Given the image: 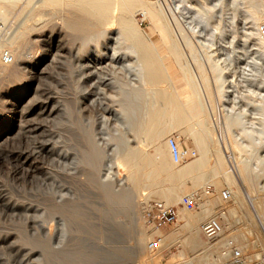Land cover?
<instances>
[{"label":"rangeland","instance_id":"rangeland-1","mask_svg":"<svg viewBox=\"0 0 264 264\" xmlns=\"http://www.w3.org/2000/svg\"><path fill=\"white\" fill-rule=\"evenodd\" d=\"M160 1L180 32V35L174 33L176 39H182L180 50L186 57L190 56L188 61L199 75L201 97L209 119L206 126L212 128L214 140L224 154L230 156L233 144L243 148L241 156L253 173V194L250 195L233 166L224 163L223 170L234 169V183H229L223 174L212 176L209 170L217 155L212 146L209 164L202 169L206 171L203 186H194V181L187 177L182 195L198 188L209 189V197L219 203L222 190L229 187L240 190L246 200L244 203L231 200L229 209L234 208L236 214L232 216L229 211L225 232L216 240L230 238L239 247L233 235L244 223L254 222L264 241L263 223L256 218L257 205L261 204L264 209V56L258 52L262 37L258 28L252 29L250 18L254 7L264 6V0ZM69 6L66 0L0 3V13L5 12L4 17L0 15V30L6 34L2 39L5 46L15 53L45 54L52 59L44 64V70L31 75L27 69L16 77L0 75V264H155L151 260L156 256L160 260L156 264H188L199 252L183 242L182 221L178 219L160 229L170 236L169 241L151 249L149 244L161 238L154 234V238H147L144 251L137 256V222L140 219V223L150 229L144 213L153 202L162 200L151 193V188H142L137 195L131 192L128 173L132 168L116 163L114 151L116 154L126 138L131 145L151 153L149 155L153 147L145 138L142 141L130 132L126 119L115 120L113 114L105 111L107 106L120 110L124 104L121 92L130 89L128 84L134 81L113 63L108 66L102 63L93 69L84 66L88 54L95 53V42H89L86 52L83 49L93 32L91 27L84 31L67 27L68 19L81 15L79 10ZM138 7L132 10L133 23L145 41L155 43L174 79L172 87L166 83L160 86L190 94L192 89L179 79L180 68L168 50L169 38L159 34ZM36 18L42 23L31 25ZM109 25V34L103 43L117 45L110 37L115 36L118 25L115 21ZM7 38L12 44L8 45L10 39ZM190 47L201 63L203 74L190 55ZM100 48L105 51L103 46ZM120 51L128 58L133 57L125 49L120 48ZM28 62L23 61V64ZM214 67L219 71L220 83ZM219 85L223 87L222 92ZM150 98H146L147 102ZM46 102H49L47 106ZM232 120L239 124L229 127ZM5 130L9 132L6 137ZM166 131V136L176 138L183 149L197 150L194 136L177 128H166ZM138 166L140 173L146 174H140L144 179L150 166L143 162ZM179 168L176 166L174 170ZM126 198L128 201L124 202ZM137 202L139 208L135 209ZM169 205L177 214L186 210L180 202ZM199 210L185 212L196 214ZM204 221L206 219L201 223ZM177 229L178 234L174 233ZM200 232L201 239L208 242ZM261 248L250 246L246 250L255 260L260 254L264 255ZM179 253L183 254L182 258Z\"/></svg>","mask_w":264,"mask_h":264},{"label":"bare ground","instance_id":"bare-ground-1","mask_svg":"<svg viewBox=\"0 0 264 264\" xmlns=\"http://www.w3.org/2000/svg\"><path fill=\"white\" fill-rule=\"evenodd\" d=\"M17 1L19 0H0V3L4 5H11ZM44 2L55 3L56 0H44ZM66 2L68 3V5L73 6V8L81 12V15L68 19L66 23L67 27L76 31H84L92 28L93 34L89 36V39L83 46V49L86 52L88 49V44L91 41L95 42L96 49L94 54H88V58L85 61L84 66H89L93 69V67L98 66L102 63L106 64L107 66L113 63L114 65L116 64L119 69L127 72L128 76H130V80H132L131 82H137L136 84L134 82L128 84L129 87H131L130 89L126 88L123 89V91L120 89L122 91L121 95L124 98V104L122 107H120L119 111L114 108H110L109 106L105 108V111H108L109 114H113L115 120L120 121L126 119V122L131 129L130 132H133L137 139L145 138V140L149 142V145L151 144L153 147V153L152 155H149L151 153L148 154L144 151V149H142V147L138 145H131L129 140L126 138V140L124 139L122 141L118 150H116V154L114 151V155H116L114 156L116 163H120V165L123 164L122 166H126L130 169L132 168V170H129L130 173H128V180L131 182V192L136 194L142 188H151L152 194L157 195L162 200V202L169 205L171 203L181 202L183 196L187 194H192L196 191H200L202 197V201L199 204L200 210L196 214H193L190 212H185L187 209L183 207V209L186 210L181 214L178 213V221H182L180 229H183L184 231L183 242L189 248L197 249L199 252V256L197 258L193 257L190 261L187 262L188 264H217L218 262L225 260L229 254L228 245L230 238H222L220 240L209 239L208 242H204L200 237V230L202 231L201 222L205 219L207 220L211 218L214 215L215 208L216 206H218L217 204L220 203L221 199L219 197L218 203V200L209 197L211 193L207 191V189L201 190L199 188H196L197 190H194L190 193H184L185 195H182L185 191V178L190 177L194 181V186H203L202 178L205 177L206 171H202V169H204V166L206 167V164H209L207 162L211 158L209 156H211L210 153L212 146H215V152L217 154H215V162L210 166L212 167L211 171L208 169L210 172L209 174H211L212 176L223 174V176L229 183H234L236 181V171L237 176H239V179L243 181L247 188V194L250 195V193L253 194V190L251 187L253 173L248 165V162L241 156V153L244 152V150H242L243 148H241L238 144H233L232 149H229L230 156L224 154V151H222V149L220 148L218 141L214 140L212 128L206 126V122L209 121V119L206 115L205 104L201 97L202 86L199 80V75L194 67L190 65V60L188 61V58L190 56L186 57L187 54L185 55L180 50V45L182 44L180 41H182V39L181 37H179L178 39L174 37V33L180 35V32L174 27L173 19L170 16L167 7L163 3V1L160 0H66ZM136 6L141 7L143 15L146 18L150 19L159 34H161L163 37L169 38V41L167 42L168 50L170 51L171 55L174 56L177 65L180 68L179 79L184 81L185 84L191 87L192 92L190 94H181L176 92L175 89L169 90L160 86V84L166 83L169 85L168 87H172V84H174V79H172V76L168 73L167 66L162 61L161 55L155 48V43L145 41L142 38L139 29L135 27L133 23L135 20L133 21L132 19V10L135 9ZM4 14L5 12L0 13L2 17H4ZM250 18L252 29L255 27L258 28L259 24L264 18V6L262 7L257 5L256 7H254V9L251 11ZM37 19L40 18H36V20ZM112 21L116 22L118 28L117 31H115V36L113 35L112 37H110V40H114L115 42L117 41L119 47L117 43V45H107L106 43H103V40H107L109 34L107 27L108 24L111 25ZM37 22L39 21L37 20L36 22H34V20H32L31 25ZM43 24L45 25V23ZM30 29L32 30V27ZM5 35L6 34L0 31V37H2V39L3 37H5ZM26 38L27 37H25V39ZM50 42L51 41L49 40V43ZM185 42L188 44L187 41ZM7 43L8 45L12 44V40H8ZM258 45V52L261 56H264L263 38L259 40ZM101 46L105 48V51H102V49L100 48ZM120 48L127 50L128 53L133 57L128 58L126 53L120 51ZM189 49L191 57L194 58L198 65V68L200 69V73L203 74V68L196 57L197 55L195 54L194 49L192 47H190ZM11 51L15 56V61L14 63L9 65H5L0 62V75L11 77L20 76V73L23 69H27L29 74L31 75V73H34V71L38 72V70H44L46 66L44 64L46 62L52 61L51 56L45 54L34 56L30 53H15L13 50ZM26 60H29V62L27 65H24L23 61ZM106 65H104L103 68H105ZM214 71L217 72L216 79L217 82L220 83L219 71L215 67ZM204 81L206 82L207 80L205 79ZM219 90L221 92L223 91V87L221 85H219ZM148 96H150L151 98L150 101L147 102L148 99L146 100V98H148ZM48 104L49 102L45 103L46 106ZM105 119L107 120L106 117ZM228 119L229 118L227 117V120ZM237 124H239L237 120H232L229 122V127ZM194 125L198 126V128H196ZM166 128H172V130L173 128L181 129L184 133L194 136L197 150L195 159L192 160V162L186 164L185 166H180L181 168H179V165L181 164L174 162L169 149L168 137L166 136ZM8 134L9 132L6 131L4 134L5 137L8 136ZM142 141L144 140L142 139ZM179 145L181 147L180 143ZM114 148L117 149V146ZM197 151L199 152L198 156ZM262 161L263 160H261V164H263ZM142 162L150 166V171L147 170L146 172H149L148 176H146L144 179L141 178L143 175H141L140 177V174L145 173H140V168L138 166L139 163ZM224 163L233 166L235 168V171L233 168V170L227 169L224 171ZM143 166L144 165H142V167ZM176 166L179 168L178 170H174ZM110 190L117 194L114 189ZM228 190L231 195V200L236 199L239 202L244 203V200L246 199L242 197L243 194L241 195L240 190L236 191L231 187H229ZM127 201L128 199L126 198L124 202ZM138 208L139 204L137 202L135 209ZM229 211L232 216L236 214L234 208L229 209ZM256 211V218L261 222V224L263 223L264 230L263 206L261 204H258ZM138 218L140 217H136L135 219ZM178 231L179 229L174 231V233L178 234ZM236 231L238 232L233 235V239L239 243V248H241L242 250H246L250 246H258L262 247L261 251L264 252V241L257 225L254 222L244 223L243 228ZM137 234L138 239L135 246L138 257L139 254H142V251H144V249L142 250V248L144 247L145 241L148 237L152 239L154 238V234H158V237H161L158 243V247L164 245L165 242L169 241L167 239L170 238V236L164 235L161 230L146 228V226L140 223V219L137 222ZM250 236H254V238L249 239ZM182 256L183 254H181L180 257L182 258ZM262 256L264 255H259V257ZM173 259H175V257ZM151 261H155L156 263L160 262L158 256H156L155 259L153 258V260ZM147 262L149 261L147 260Z\"/></svg>","mask_w":264,"mask_h":264},{"label":"built area","instance_id":"built-area-1","mask_svg":"<svg viewBox=\"0 0 264 264\" xmlns=\"http://www.w3.org/2000/svg\"><path fill=\"white\" fill-rule=\"evenodd\" d=\"M1 31V30H0ZM258 31L261 37L264 39V19L258 26ZM15 56L11 49L4 45L2 37H0V62L9 65L14 63ZM168 144L172 159L174 162L182 164L189 159L196 156V151L193 149H183L180 147L179 142L174 137L168 138ZM209 191V189H207ZM210 192V191H209ZM220 203L216 207L214 215L202 223V233L207 239L216 240L223 235L229 214V206L231 202V195L228 189L222 190L220 193ZM202 201L200 191H196L192 194L183 196L181 205L187 210H195L199 208V204ZM144 219L147 225L156 230H160L170 224H173L178 219L177 211L170 205L165 204L162 201L153 202L150 207L144 213ZM160 241V240H159ZM159 241H152L149 246L151 249L158 247ZM229 254L227 258L217 264H261L264 261V257L257 256V259L253 260V256L248 251L234 245L232 239H229L228 245Z\"/></svg>","mask_w":264,"mask_h":264}]
</instances>
